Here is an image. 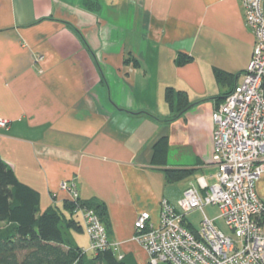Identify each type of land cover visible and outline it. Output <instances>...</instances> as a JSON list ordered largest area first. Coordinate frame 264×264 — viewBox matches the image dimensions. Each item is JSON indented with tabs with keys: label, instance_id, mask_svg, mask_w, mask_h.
<instances>
[{
	"label": "crops",
	"instance_id": "obj_1",
	"mask_svg": "<svg viewBox=\"0 0 264 264\" xmlns=\"http://www.w3.org/2000/svg\"><path fill=\"white\" fill-rule=\"evenodd\" d=\"M253 48L242 0H0V119L10 123L0 157L40 193V213L66 212L60 186L76 184L82 201L105 206L118 253L149 264L135 223L141 213L157 222L161 202L177 207L200 179L217 183L212 115L243 84ZM181 54L191 60L179 64ZM216 69L233 82L219 84ZM168 88L192 105L174 120ZM163 135L167 159L153 164ZM169 171L188 173L169 183ZM257 190L264 201V178ZM83 234L89 243L73 238L89 255Z\"/></svg>",
	"mask_w": 264,
	"mask_h": 264
},
{
	"label": "built area",
	"instance_id": "obj_2",
	"mask_svg": "<svg viewBox=\"0 0 264 264\" xmlns=\"http://www.w3.org/2000/svg\"><path fill=\"white\" fill-rule=\"evenodd\" d=\"M242 2L254 48L243 84L212 115L217 183L208 186L200 179L199 187L183 192L177 207L163 200L157 222L150 213L139 215L133 240L145 250L149 264H264V201L257 190L264 178V0ZM9 124L0 119L1 129ZM60 188L72 201L78 200L76 184L64 182ZM209 207L219 214L208 215ZM197 212L203 217L200 227L192 230L188 217ZM79 213L90 238L89 252L112 249L124 259L99 216L90 209Z\"/></svg>",
	"mask_w": 264,
	"mask_h": 264
},
{
	"label": "trees",
	"instance_id": "obj_3",
	"mask_svg": "<svg viewBox=\"0 0 264 264\" xmlns=\"http://www.w3.org/2000/svg\"><path fill=\"white\" fill-rule=\"evenodd\" d=\"M189 60V55L181 54L178 63ZM215 78L221 85L233 82V75L218 69ZM165 100L173 115L171 120L192 106L186 92L173 88L166 90ZM167 155L168 137L163 135L153 145L152 163H165ZM187 173L169 171L167 180L177 182ZM40 203V193L19 181L13 168L0 157V222L6 225L0 229V264H130L125 257L119 260L112 249L89 256L73 238V232H84L79 210H93L101 219L103 204L84 202L79 197L67 201V213L58 209L40 213Z\"/></svg>",
	"mask_w": 264,
	"mask_h": 264
},
{
	"label": "rangeland",
	"instance_id": "obj_4",
	"mask_svg": "<svg viewBox=\"0 0 264 264\" xmlns=\"http://www.w3.org/2000/svg\"><path fill=\"white\" fill-rule=\"evenodd\" d=\"M213 182H214V181H213ZM173 206H174V205H173ZM176 206H178V202L176 203ZM210 208H212V207L206 208V212H207L208 215H210L211 217H215V215L217 216V215L219 214L218 209H215V211L217 210V214H215L216 212H215V211H210ZM213 209H214V208H213ZM202 217H203L202 214L199 213V212H197V213H195V214L189 216V217H188V220H190V221L194 224V226H195L196 228H198V227H200V221H201V218H202ZM218 225H219L224 231L228 232V231L225 229V226H224L223 221L218 220ZM78 235H80V233H78ZM82 237H83V241H86V242L88 241V243H89L88 237H87L85 234L82 233ZM92 254H93L92 252L89 253V256H92ZM160 264H166V263L161 262Z\"/></svg>",
	"mask_w": 264,
	"mask_h": 264
}]
</instances>
